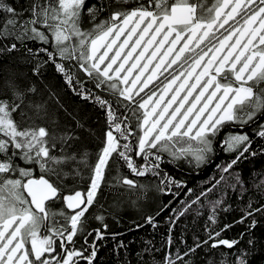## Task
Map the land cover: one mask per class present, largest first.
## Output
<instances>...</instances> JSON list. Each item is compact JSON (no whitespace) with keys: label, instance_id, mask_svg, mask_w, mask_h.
<instances>
[{"label":"snow or ice","instance_id":"1","mask_svg":"<svg viewBox=\"0 0 264 264\" xmlns=\"http://www.w3.org/2000/svg\"><path fill=\"white\" fill-rule=\"evenodd\" d=\"M112 4L113 0L92 4L34 0L18 10L0 0V12L6 14L0 25V40L6 41L0 55H23L22 61L0 63L3 88L10 94L0 99V264H79V260L93 264L96 244L89 245L87 256L83 249L68 245L78 233L91 235L85 230L86 214L102 195L110 161L116 175L107 186L138 189V199H146L153 185L122 173L121 161L132 177H159L154 186L158 192L185 188L186 184L163 173L165 155L168 163L185 160L199 168L217 154V137L226 127L255 124V136L261 141L255 148L249 134L225 132L218 146L234 155L218 165L220 175L212 178L211 188L185 202L178 219L221 184L245 191L235 168L242 160L264 154V124L257 121L264 116V0H148L147 5L110 11ZM103 12L109 15L99 19ZM85 19L91 27L85 26ZM29 40L50 44L51 50L29 48ZM41 53L46 59H40ZM32 61L34 76L50 62L76 95L104 110L107 130L94 164L79 146L82 137L77 131L84 128L80 121L63 131L36 123L37 119L58 121L48 102L36 99L35 84L18 71L19 63ZM87 84L114 99L93 92ZM49 93L50 98L56 96L51 89ZM134 155L143 162L137 163ZM88 168L87 189L65 192L69 186L64 182L71 179L75 185ZM192 194L193 189H188ZM61 202L63 206L57 208ZM211 204L209 219L215 224L217 209L227 208L223 197ZM256 212L264 213V207L253 209L249 200L245 218ZM96 219L103 222L104 216L98 214ZM146 221L157 227L153 216ZM173 224L170 220L169 232ZM249 227H255L254 219ZM93 231L95 239H104L99 229ZM222 231H209L208 239L195 240L183 255L177 252L173 258L169 251L164 264H193L192 255L209 240L211 248L233 249L239 241L220 238ZM168 244L171 248V235ZM122 247L123 242L116 251ZM143 255L148 259L141 256L142 264H155L150 246ZM244 256L241 252L234 264H247ZM220 264L228 262L222 259Z\"/></svg>","mask_w":264,"mask_h":264},{"label":"trees","instance_id":"2","mask_svg":"<svg viewBox=\"0 0 264 264\" xmlns=\"http://www.w3.org/2000/svg\"><path fill=\"white\" fill-rule=\"evenodd\" d=\"M34 0H6V3L16 7L18 10L22 7H27ZM88 4L96 3V0H86ZM171 2V0H170ZM211 2V0H209ZM139 3L148 4V0H130L128 4H116L113 0L112 9L132 8ZM109 15V12H103L99 19H103ZM6 14L0 12V25L5 22ZM99 19L96 21L99 23ZM85 26L92 25L85 19ZM6 41L0 40V46ZM18 46H19V42ZM26 46L34 50L40 47H47L51 50V45H41L36 41H26ZM40 59H46V56L41 53ZM8 60L22 61V53H14L11 55H0V63ZM35 61L31 63H19L18 71L26 73L27 82L35 84L37 88L36 99L47 101L49 108L54 118L58 123L54 124L52 119L36 120L37 124L55 128L58 131L68 128H75L76 121H80L84 128L77 131V134L82 137L79 146L89 153V164H94L97 153L103 146L104 132L107 130L105 112L98 105L90 100H83L69 88L63 79L62 74L58 73L55 66L50 62L42 69L39 76H34L32 68ZM17 65H14L16 67ZM81 78L83 75L81 74ZM86 87L92 88L93 92L104 96L106 99H114L106 93L95 89L93 85L87 84ZM49 89L56 93V96L50 98ZM6 89L3 88V74H0V99L9 98L10 94L6 95ZM58 101V102H57ZM16 117V114H14ZM257 121L264 124V116H258ZM135 128V121H133ZM255 124L245 125L243 128L233 126L231 129L225 128L217 137V154L211 158V162L199 168L195 167L194 163L189 164L185 160L177 163H168V157L165 155V163L161 164L163 173L172 176L186 184L185 188H176L175 186L167 189L164 192L155 190V184L159 181V177H132L130 171L120 162L119 169L129 178H134L140 183L151 182L152 190L148 193L146 199H138L140 196L139 190H128L127 186L123 187H108L112 183V177L116 175V166L109 162L108 170L105 173V182L102 185V195L97 197L98 203H94L89 213L86 214L87 223L85 230L91 235L78 233L74 237L73 245H68L69 248L75 247L77 250H84V255L87 256L91 248L89 245L96 244L97 256L93 264H142L141 256L146 247H151L152 260L155 264H164L165 256L171 251L173 258L177 252L183 255L187 247L194 246L195 240L201 243L208 239V233L223 229L221 237L229 240H238L239 243L233 249H227L224 246L219 248H211L213 242L209 240L208 244H203V247L197 249V252L192 255L193 264H220L222 259H226L228 264H234L237 256L241 252L245 253L247 264H264V213L256 212L254 216L245 218V212L249 200L252 201L253 209L264 207V154L256 157H249L235 168V171L241 173L244 180L245 191L241 192L239 186L235 190L228 187L226 184H221L217 188L208 193L207 197H202L200 204H193L191 208L183 215L176 219L180 209L185 206V202H190L195 195L201 191H206L212 187L215 176L219 178L220 172L218 165L230 160L232 155L224 152L219 148V141L225 135V132H244L249 134L253 140L255 148L261 143L258 137L255 136ZM91 129V132L87 131ZM135 138L133 137V142ZM115 154L113 159H115ZM134 159L137 163H142V157ZM21 166L29 167L27 165ZM35 175H40L39 168H35ZM91 175L90 168L83 169L82 180H79L75 185L71 179L64 183L69 186L65 192L69 190H85L89 185V176ZM54 179V178H53ZM188 189H193V194L188 195ZM224 199V207L227 211L217 209L216 223L213 224L209 219L211 215V202ZM135 202V203H134ZM100 205V206H98ZM63 202L56 207H62ZM102 206V207H101ZM69 213L70 210H67ZM103 215L104 221L96 219V215ZM153 216L157 227L153 228L152 224L147 223L146 217ZM243 219V223H240ZM255 220V227L250 228L249 225ZM170 220L174 224L170 228ZM107 225V228L104 225ZM139 225V227H137ZM226 225L230 227L225 228ZM94 229H99L103 235V240L95 239L96 232ZM171 235L172 244L169 248L168 237ZM87 240L88 243H85ZM248 240L253 243L249 244ZM123 242L125 247L117 246ZM60 251V249H58ZM141 255L138 256L137 254ZM55 255V254H54ZM79 259V258H77ZM187 259V257H185ZM79 264H87L86 260H79ZM179 264V262H178Z\"/></svg>","mask_w":264,"mask_h":264},{"label":"rangeland","instance_id":"3","mask_svg":"<svg viewBox=\"0 0 264 264\" xmlns=\"http://www.w3.org/2000/svg\"><path fill=\"white\" fill-rule=\"evenodd\" d=\"M175 67V66H174ZM163 77H161V79H162ZM156 83L158 84L159 83V81H156ZM150 87H155V84L154 85H151ZM146 91H148L147 89H146ZM141 95H143V93L141 94ZM138 99V98H137Z\"/></svg>","mask_w":264,"mask_h":264},{"label":"water","instance_id":"4","mask_svg":"<svg viewBox=\"0 0 264 264\" xmlns=\"http://www.w3.org/2000/svg\"><path fill=\"white\" fill-rule=\"evenodd\" d=\"M71 211V210H70Z\"/></svg>","mask_w":264,"mask_h":264}]
</instances>
